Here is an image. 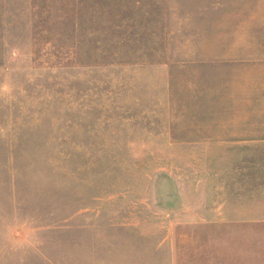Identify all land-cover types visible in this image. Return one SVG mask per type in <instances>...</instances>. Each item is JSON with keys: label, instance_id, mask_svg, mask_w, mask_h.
Wrapping results in <instances>:
<instances>
[{"label": "rangeland", "instance_id": "374dc122", "mask_svg": "<svg viewBox=\"0 0 264 264\" xmlns=\"http://www.w3.org/2000/svg\"><path fill=\"white\" fill-rule=\"evenodd\" d=\"M260 139L264 0H0V264H264Z\"/></svg>", "mask_w": 264, "mask_h": 264}, {"label": "crops", "instance_id": "0c3cea01", "mask_svg": "<svg viewBox=\"0 0 264 264\" xmlns=\"http://www.w3.org/2000/svg\"><path fill=\"white\" fill-rule=\"evenodd\" d=\"M264 144V139L259 140ZM246 168V191L236 196L235 186L232 190L231 211L232 225L257 226L264 229V153H257L254 159L248 156ZM240 209V210H239ZM237 210V217L235 211ZM247 249L264 261V233L255 234L253 240L247 239Z\"/></svg>", "mask_w": 264, "mask_h": 264}]
</instances>
